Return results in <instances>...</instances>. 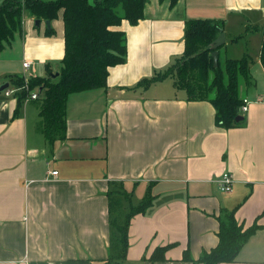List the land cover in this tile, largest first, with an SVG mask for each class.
Instances as JSON below:
<instances>
[{
	"label": "crops",
	"instance_id": "obj_1",
	"mask_svg": "<svg viewBox=\"0 0 264 264\" xmlns=\"http://www.w3.org/2000/svg\"><path fill=\"white\" fill-rule=\"evenodd\" d=\"M63 15L50 27L24 15L23 34L0 54V87L25 74L26 60L31 77L60 70ZM193 20L221 24V66L252 58L240 126L219 125L215 106L189 100L173 79L139 86L184 56ZM120 29L127 60L109 69L106 88L69 97L65 139L47 142L38 100L20 105L0 93V264H202L227 213L255 231L236 262L221 264H264V0H147L144 19ZM227 172L225 193L218 180ZM147 194L151 204L131 217L122 256L114 221L124 224ZM160 249L163 259H154Z\"/></svg>",
	"mask_w": 264,
	"mask_h": 264
},
{
	"label": "trees",
	"instance_id": "obj_2",
	"mask_svg": "<svg viewBox=\"0 0 264 264\" xmlns=\"http://www.w3.org/2000/svg\"><path fill=\"white\" fill-rule=\"evenodd\" d=\"M176 4L177 0H170ZM147 0H5L0 6V54L5 47L23 34L24 15L36 20L54 21L63 11L65 56L58 77L51 69L47 76L31 77L28 89L23 77L10 78L9 84L20 89L19 104L24 103L30 92L38 91L40 98L41 131L52 145L67 137V103L72 94L106 88L109 69L127 60V34L120 29L124 21L137 25L144 19ZM51 28L48 34H53ZM222 34V26L215 20H193L186 24V50L183 57L164 72L145 79L139 86L173 79L177 89L186 91L189 100L210 101L217 110V122L224 127H236L244 100L242 86L251 85V56L228 59L223 66L214 67L212 44ZM264 67V40L261 49ZM150 194L133 207L124 224L114 221L123 247H128L130 219L144 212L151 204ZM112 204V202H111ZM113 208L120 209V202L113 201ZM255 228L243 230L234 213L221 218L220 241L211 252L202 255L199 263L221 264L236 262L241 248L254 233ZM165 249H160L154 259H163ZM188 259L187 255L185 260Z\"/></svg>",
	"mask_w": 264,
	"mask_h": 264
},
{
	"label": "built area",
	"instance_id": "obj_3",
	"mask_svg": "<svg viewBox=\"0 0 264 264\" xmlns=\"http://www.w3.org/2000/svg\"><path fill=\"white\" fill-rule=\"evenodd\" d=\"M32 64L33 63L31 61H28V60H26L24 62V64H23L24 65V70L26 71L24 76H23L24 81H25V85H24L25 89L29 88L28 81L31 78V76L28 75V72L32 69V67H33ZM19 91H20V89H18V88H15V87L10 88L9 87L5 91V94L7 96L17 95ZM39 98H40V95H39L38 91H33V92H30V94L28 95L27 98H25L24 102L27 103V102H30V101H33V100H39ZM248 104H249L248 101L245 100L243 105H242V107H241V111L243 113H246L248 111ZM57 174H58L57 171L52 173V175H54V176L57 175ZM218 183H219L220 190L222 192L228 193V192L232 191L233 178L228 172L221 176V178L218 180Z\"/></svg>",
	"mask_w": 264,
	"mask_h": 264
},
{
	"label": "water",
	"instance_id": "obj_4",
	"mask_svg": "<svg viewBox=\"0 0 264 264\" xmlns=\"http://www.w3.org/2000/svg\"><path fill=\"white\" fill-rule=\"evenodd\" d=\"M41 24V20H37L36 21V25L37 26H40ZM46 24L48 25V27H50L51 25V21H46ZM226 42V37L224 34H221L216 40L215 42L212 44V49H213V53H212V57H213V60H214V67H218L219 65V51L218 49L223 46ZM59 76V73H56L54 75V77H58ZM10 87L9 83H6L4 85H2L0 87V93H3L5 92L8 88ZM240 120H243V117H238L237 118V121H240Z\"/></svg>",
	"mask_w": 264,
	"mask_h": 264
},
{
	"label": "rangeland",
	"instance_id": "obj_5",
	"mask_svg": "<svg viewBox=\"0 0 264 264\" xmlns=\"http://www.w3.org/2000/svg\"><path fill=\"white\" fill-rule=\"evenodd\" d=\"M252 43H255V41H253ZM242 44H243V46L245 47L247 44H248V41H247V43H246V41H243L242 42ZM251 45V44H250ZM253 45V47H256L255 46V44H252ZM250 51H251V53H252V49L250 48ZM259 53V52H258ZM253 56H254V54H253ZM255 57V56H254ZM254 59V58H253ZM254 61H255V59H254ZM58 72V71H57ZM20 75V74H19ZM28 75H29V73H28ZM24 76V75H23ZM23 76H21V77H23ZM31 76V75H30ZM7 81L9 82V79H7ZM37 104L38 105H40V102L38 101L37 102ZM115 198H118V201L117 202H119V197H117V196H115ZM119 209V208H118Z\"/></svg>",
	"mask_w": 264,
	"mask_h": 264
}]
</instances>
